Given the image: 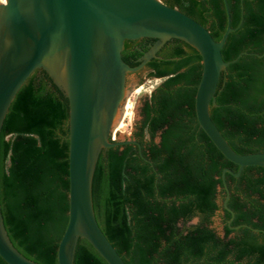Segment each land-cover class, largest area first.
I'll return each mask as SVG.
<instances>
[{"label": "trees", "instance_id": "trees-1", "mask_svg": "<svg viewBox=\"0 0 264 264\" xmlns=\"http://www.w3.org/2000/svg\"><path fill=\"white\" fill-rule=\"evenodd\" d=\"M206 27L216 41L228 26L224 0H162ZM232 32L211 117L239 154L264 152V0H228ZM128 40L131 67L147 52ZM148 66L162 78L141 107L133 139L103 149L92 184L97 222L125 264H264V167L226 174L235 213L224 235L211 227L226 213L230 162L200 127L196 94L203 64L184 41L169 40ZM69 100L44 70L18 92L0 133V206L14 247L38 264H59L69 222ZM151 163H150V162ZM199 219L195 225H190ZM0 264H7L0 257ZM74 264H108L79 239Z\"/></svg>", "mask_w": 264, "mask_h": 264}, {"label": "water", "instance_id": "water-1", "mask_svg": "<svg viewBox=\"0 0 264 264\" xmlns=\"http://www.w3.org/2000/svg\"><path fill=\"white\" fill-rule=\"evenodd\" d=\"M228 26L220 41L196 20L162 0H7L0 4V133L10 106L28 79L44 70L69 100V222L58 248L59 264H74L80 238L86 239L108 264H125L121 255L101 230L94 212L92 184L103 149L135 140H117L115 126L125 102L129 73L144 67L171 39L186 42L202 57L203 73L196 94V114L200 127L238 172L224 169V208L231 191L226 174L241 176L250 166L264 167V152L239 154L214 123L210 109L222 72L236 62H226L222 50L232 27L228 0H224ZM156 39L157 45L129 66L122 57L128 40ZM147 55V56H146ZM109 57L122 72L116 78L120 91L116 105L94 128L95 94L89 89L93 63ZM64 73L58 81L55 73ZM150 162V161H149ZM151 163V162H150ZM250 228L248 225L231 229ZM257 232V229H253ZM0 257L7 264H38L24 257L13 245L4 225L0 206Z\"/></svg>", "mask_w": 264, "mask_h": 264}, {"label": "bare ground", "instance_id": "bare-ground-1", "mask_svg": "<svg viewBox=\"0 0 264 264\" xmlns=\"http://www.w3.org/2000/svg\"><path fill=\"white\" fill-rule=\"evenodd\" d=\"M7 0H0V4H5ZM122 69L116 67L112 59L109 57L102 59L98 62L93 63L90 73L89 89L95 94V106H94V128L97 129L101 119H103L109 109L116 105L118 95L120 94L117 88L116 78L118 79ZM64 73H55L54 76L58 81L64 79ZM127 92L125 93V99ZM140 90L134 92V94L139 93ZM133 94H130L131 96ZM130 99H127L125 106L122 105L120 109L121 119L115 126L114 136L124 135L127 133L128 126L126 124L127 120H130L133 116V105ZM124 106V108H123ZM118 140V139H117Z\"/></svg>", "mask_w": 264, "mask_h": 264}, {"label": "rangeland", "instance_id": "rangeland-1", "mask_svg": "<svg viewBox=\"0 0 264 264\" xmlns=\"http://www.w3.org/2000/svg\"><path fill=\"white\" fill-rule=\"evenodd\" d=\"M156 45H157V42L150 47L147 55L153 50V48ZM143 68L144 67H141L137 71L129 73L127 76L126 88L128 92L126 95L125 103L127 99H130L132 101L131 103L133 105V110H132L133 116L130 120L126 121V124L128 126L127 133L124 135H121L119 140H125L131 137L134 124L136 121L140 119L139 109L141 107V102L144 99L148 98L151 95V93L156 89V87H158L163 82L162 79H153V78L146 77V72L143 71ZM137 90H140V92L137 94H134V92ZM130 94H133V95L129 96ZM125 103H124V106H125ZM115 138L117 139V137ZM198 222H199L198 219H194L190 223V225H195ZM212 227L217 231L218 234L220 235L223 234L220 216H217L213 219Z\"/></svg>", "mask_w": 264, "mask_h": 264}, {"label": "flooded vegetation", "instance_id": "flooded-vegetation-1", "mask_svg": "<svg viewBox=\"0 0 264 264\" xmlns=\"http://www.w3.org/2000/svg\"><path fill=\"white\" fill-rule=\"evenodd\" d=\"M156 39H152V38H143V39H138V40H136V44H135V47H136V49H137V51H139V52H142V51H144L145 49H147V52L149 51V49H150V47L152 46V45H154L155 43H156ZM163 48V47H162ZM161 48V49H162ZM160 49V50H161ZM159 50V51H160ZM159 51L157 52V54L156 55H158V53H159ZM158 57V56H157ZM152 59H154V58H152ZM151 59V60H152ZM149 63V62H148ZM148 63L144 66V68H143V71H145L146 72V77H148V78H151V77H149L150 76V74L151 73H153L154 72V70L152 69V68H150L149 66H148ZM153 79H162V78H153ZM141 80V79H140ZM162 80H164V79H162ZM147 99V98H146ZM146 99H144L142 102H141V107L143 106V104H144V102H145V100ZM141 107H140V109H141ZM139 109V117H140V113H141V110ZM141 118V117H140ZM136 123H137V121L135 122V124H134V127H133V131H132V134H131V137L130 138H127V139H125V140H134L133 139V134H134V132L136 131ZM120 136L121 135H118L117 136V139L119 140V138H120ZM229 212V211H228ZM231 213V212H230ZM234 213V212H233ZM232 214V213H231ZM220 220H221V225H222V229H223V234L222 235H224V233H225V226H226V224L227 225H229V227L231 228V227H239V226H241V225H239V226H232V223L234 222V219H235V213L234 214H232V218H230L229 220H228V222L226 223L225 222V216H226V213L224 212V211H221L220 212ZM198 221H199V219H198ZM243 225H245V224H243ZM211 227H212V225H211ZM213 228V227H212ZM242 228V227H241ZM214 229V228H213ZM238 229H240V228H238ZM238 229H232V230H238ZM260 232V230H258L257 229V233H259Z\"/></svg>", "mask_w": 264, "mask_h": 264}]
</instances>
